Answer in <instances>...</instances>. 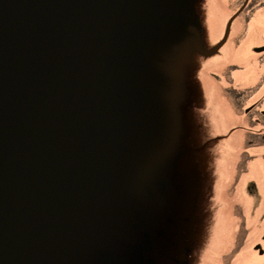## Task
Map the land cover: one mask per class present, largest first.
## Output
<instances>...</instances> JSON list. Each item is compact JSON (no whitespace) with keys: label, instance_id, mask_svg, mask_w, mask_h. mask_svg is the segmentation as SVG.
<instances>
[{"label":"rangeland","instance_id":"obj_1","mask_svg":"<svg viewBox=\"0 0 264 264\" xmlns=\"http://www.w3.org/2000/svg\"><path fill=\"white\" fill-rule=\"evenodd\" d=\"M158 1L189 19L158 11L150 14L119 11L110 17L99 39L98 58L93 63L99 72L93 106L90 109L83 106L76 114L103 129L99 151L101 155L107 151L113 154L114 173L131 175L130 169L135 165H151L148 167L166 178L171 189L182 184L201 193L204 233L214 231L222 240L221 244L215 243L220 246L211 247L212 254L208 253L205 264H264L261 239L264 235V143L248 148L247 153L255 156L252 164L236 165L235 157L243 154L241 141L246 126L238 119L236 113L239 115L240 111L230 99L233 95L226 94L233 87H245L253 81L256 83L252 86L264 87V78H260L263 67L254 63L252 68L249 60L250 48L264 42L253 33L258 25L262 34L264 12H257L251 27L250 22L244 25V20L237 18L233 10L242 0ZM38 43V35L31 30L25 31L22 38L12 34L0 43V80L10 85L22 71L31 76L37 66L34 55ZM252 71L256 77L251 82ZM259 131L264 134V126ZM245 172L250 176L247 182L235 175ZM233 182L236 196L232 195V204L226 201L215 204L210 189L216 185L227 188ZM210 183H213L211 187ZM42 188L35 189L28 201L27 221L33 230L22 238L24 252L47 246L39 239L42 229L49 232L50 240L71 232L76 241L74 251L88 236L104 235L106 222L97 218L107 203L101 191L95 194L99 202L95 198L93 202H84L87 218L99 222L100 226L81 229L80 218L72 220L74 226L66 219L58 226L49 225L55 222L60 208L69 211V206L55 201V181ZM167 205L164 202L161 206L164 213L175 207ZM193 207V214H199L196 211L199 202ZM144 209L142 204L133 201L117 206L118 218L111 219L109 225L112 227L117 221L123 224L125 217L132 222L134 213ZM169 214H174V210ZM160 217L154 216L151 221L144 219V227L165 257L173 253L174 243ZM82 230L86 232L82 234ZM119 233L120 228L116 227L115 236ZM5 235L9 237L5 232L0 240L6 241ZM233 239L236 244L232 248ZM132 241L135 242V235ZM134 242L123 248L130 249ZM256 244L262 248V256L255 249ZM127 255L129 250L122 254L126 260L122 259L120 264H135ZM8 264L14 263L10 259Z\"/></svg>","mask_w":264,"mask_h":264},{"label":"water","instance_id":"obj_2","mask_svg":"<svg viewBox=\"0 0 264 264\" xmlns=\"http://www.w3.org/2000/svg\"><path fill=\"white\" fill-rule=\"evenodd\" d=\"M119 11L141 14L158 11L188 18L158 0H0V43L12 34L22 38L29 30L39 39L34 55L35 72L31 76L20 72L10 85L0 80V238L9 233V237L5 235L6 241L0 240V264H8L10 259L14 264H41L40 256L48 253L55 242L56 246L61 242L66 247L63 237L70 236L71 232L50 240L49 232L42 229L39 239L48 247L29 253L22 250L24 234L33 230L27 221L28 201L35 189L42 190L50 181L57 183L55 201L68 203L69 211L60 208L55 222L49 225L58 226L66 219L74 226L72 220L80 218L79 228L88 229L91 225L97 229L100 223L87 218L84 202H93L94 198L99 202L95 194L100 191L107 201L97 215L98 220L106 222L104 235H90L81 243L88 241L94 248V257L105 237L110 247L121 248L134 242L135 235L132 249L138 239L152 237L144 227V219L149 220L153 215L151 204L146 202L151 196L135 199L137 191L126 183L138 172L149 184L144 187L149 192L152 184L158 186V178L167 179L148 167L151 165L140 167L139 162V167L130 169L131 175L114 173L113 154L107 151L101 155L99 151L103 129L76 114L83 106L89 109L93 106L99 73L93 63L98 58L99 39L110 17ZM191 25L194 30L193 22ZM122 181L126 184L125 190L117 187ZM144 188L141 191L146 192ZM129 201L140 203L145 209L134 213V221L125 217L123 224L117 221L110 227V220L118 218L117 206ZM116 227L120 228L117 236ZM123 239L127 243L123 244ZM75 243L73 240L71 248ZM255 249L263 253L259 245ZM127 258L134 259L131 251ZM112 262L113 255H109L102 264Z\"/></svg>","mask_w":264,"mask_h":264},{"label":"flooded vegetation","instance_id":"obj_3","mask_svg":"<svg viewBox=\"0 0 264 264\" xmlns=\"http://www.w3.org/2000/svg\"><path fill=\"white\" fill-rule=\"evenodd\" d=\"M239 4L240 5L234 7L233 9L234 13H237L238 15L237 18L244 20V25H247V23L250 22L248 26L253 27L254 24H252V22L254 21V16L257 14V12H264V0H242ZM256 26L257 28L255 30L252 29L253 33H255L254 36L258 37L259 35L261 40L264 41V28L262 34H260V29L258 28L259 26ZM250 51L252 52V55L249 59L250 66L253 68L255 66L254 63L257 64L256 66H262L263 71H261L260 78H264V42L259 46H252ZM255 77L256 76L253 75L252 71L251 82L255 79ZM254 83L256 82L253 81L252 84ZM252 84L245 87H233L231 91H228V93L226 92V94L233 95V97L230 99L233 103V106H236L238 111H240L239 115L238 112L236 113L238 119L246 126L245 132L242 134L241 141L243 143V147L241 148L243 154L235 157L237 166L239 162L240 165L241 163L246 164L248 162L252 164L255 156L247 153L248 148L254 149L257 148V146H259L261 143H264V134H262V131H259L261 130L262 126H264V107H262L264 103V87L259 88L254 85L252 86ZM229 104L232 105L231 103ZM246 104L248 105L246 106ZM244 155L245 158L242 159ZM248 174V172H245V174L242 175L241 173L235 175L237 177L239 176L240 178L244 177V182H247L250 177ZM215 177L216 176H213V178ZM158 179H160L159 182L157 181L158 186L156 187L155 183L152 184L153 187L150 190L151 192H148V189L145 190L144 187L149 184L139 176L138 172L133 173L132 181L126 184L128 187L137 191L135 199L142 200L141 198H150L149 196H151V199L146 201L151 204L153 210V215L149 218V220L151 221L154 219V216H162L160 218L165 221L167 231L173 237V253L170 252L165 257H163L156 248V242L153 241V236L149 240L146 238L138 239L135 249H126L123 247L120 248L119 246L110 247L112 245L107 242L108 238L105 237L103 238V241L100 242V246L96 248L97 256L94 257V248L89 245L88 241H85L83 245L80 246V249L74 251L73 248H71L73 240L70 236L65 235L63 237V243L66 245V247L56 246L55 242L54 247L49 250L48 253H43V255L40 256V258H42L41 264H102V261L109 255H113L112 264H119L118 262L124 259L122 254L125 253V250L131 251V253L134 255L132 262L135 264H205L208 253L210 255L212 254L211 247H213V245L220 246L215 243L221 244L222 240H220L219 236L214 231L204 233V223L202 222V217L200 216L202 204L204 203V200H200L201 193L194 188L190 189L180 183V185H177L175 188L171 189L172 185L169 184L167 180L163 178ZM234 183L235 182L232 184L229 183L227 188L216 185L213 187V189H210L215 204L219 201H226L232 204L231 201H233V199L231 197L232 195L233 197L236 196ZM126 184L122 181L117 187L119 189L125 190L127 189ZM212 184L213 183H210L208 186L211 187ZM250 186H252V184H250ZM249 187L248 192L250 191ZM143 188L146 192L141 191ZM174 189L176 193L172 194ZM164 202H168L167 206L175 205V207H171L167 213H164L163 209L161 208ZM196 202H199L200 207L196 209L199 214L197 212L196 214H193V206ZM232 207H234V205H232ZM172 210H174V214L171 215L169 213ZM138 226L139 224L137 227ZM234 229L236 230V225H234ZM136 231H138V228H136ZM158 234H161V232ZM261 239L262 242H264V235L261 236ZM232 241L234 242L232 246L233 248L236 243L235 239ZM124 243H127L125 239H123V244ZM258 245L259 244H256V246ZM219 252H221V250ZM258 254L260 256L263 255V253L260 254L259 251ZM232 260L230 262H232ZM25 264L34 263L26 262Z\"/></svg>","mask_w":264,"mask_h":264}]
</instances>
